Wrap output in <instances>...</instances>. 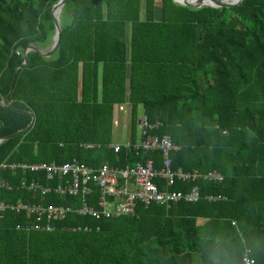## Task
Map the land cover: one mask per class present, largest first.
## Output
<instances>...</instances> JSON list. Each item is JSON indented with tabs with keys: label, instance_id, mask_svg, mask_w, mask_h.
Returning a JSON list of instances; mask_svg holds the SVG:
<instances>
[{
	"label": "trees",
	"instance_id": "obj_1",
	"mask_svg": "<svg viewBox=\"0 0 264 264\" xmlns=\"http://www.w3.org/2000/svg\"><path fill=\"white\" fill-rule=\"evenodd\" d=\"M57 1L0 0V102L8 97L16 109L0 105V138L26 129L27 112L35 117L25 134L0 143V164L75 159L92 168L125 167L152 158L159 166L158 152L109 147L114 106L128 104L132 143L138 132L143 139L146 116L161 123L155 134L180 147L171 153L173 170L215 171L223 181H176L172 190L197 186L200 200L137 204L131 216L97 219L75 212L81 195L21 187L24 179L55 188L58 177L0 169L11 187L2 200L72 206L52 232L17 230L34 219L5 212L0 264H242L246 254L264 264V0L219 9L69 0L57 51L49 58L28 53L11 91L26 48L51 44ZM96 197H87L89 205Z\"/></svg>",
	"mask_w": 264,
	"mask_h": 264
},
{
	"label": "built area",
	"instance_id": "obj_2",
	"mask_svg": "<svg viewBox=\"0 0 264 264\" xmlns=\"http://www.w3.org/2000/svg\"><path fill=\"white\" fill-rule=\"evenodd\" d=\"M6 104L5 101L0 102L2 106ZM140 121V135L143 140L136 143L133 149L137 152L160 153L161 167L159 168L155 166L153 159L148 158L145 162H136L125 168L103 165L98 169H92L79 164L74 159L69 163L55 164L53 162L49 165L2 163L0 169L44 171L48 180L58 177L60 182L55 188L44 187L36 182L27 184L24 179L21 181V187H27L31 191H40L43 196L52 192L60 197L81 195L82 203L75 212L82 216H91L97 219L131 216L135 213L137 204L144 207L152 204L170 207L171 204L181 201L196 203L200 200L197 186H194L190 192L172 190L171 188L176 181L181 183L200 179L219 183L223 181V177L215 171L201 174L185 172L181 169L173 170L171 153L178 151L180 147L174 144L169 136H159L154 133L161 126V123H150L146 116H143ZM92 147V145H85V148ZM113 149L116 153L119 152V146H115ZM9 190H11L9 184L0 180V221L3 220L5 212L25 215L29 220L34 219L32 222L18 224L17 230L52 232L55 229L52 222L63 220L72 212V206L32 204L21 201L6 202L2 200L1 194L2 191ZM93 194H96L97 202L91 206L87 197ZM206 198L208 201L220 199L217 196ZM242 264H255V261L246 254Z\"/></svg>",
	"mask_w": 264,
	"mask_h": 264
},
{
	"label": "water",
	"instance_id": "obj_3",
	"mask_svg": "<svg viewBox=\"0 0 264 264\" xmlns=\"http://www.w3.org/2000/svg\"><path fill=\"white\" fill-rule=\"evenodd\" d=\"M68 1L69 0H59L53 5L52 17H53V24H54V35L52 38V43L47 49H41L37 45H35L34 43L30 44L26 48V50L23 53V62L15 68V71L13 73V78H12V82H11V91L13 88V84L15 82L16 72L20 68H22L23 66L28 65V58H27L28 53L36 52L44 58H49L57 51V49L59 47L60 38H61V31H62L60 16H61V12H62L64 5ZM172 1L176 4L184 6V7H192V8L212 7V8L219 9V8H223V7L229 8V7L238 6L242 3L243 0H172ZM8 100L9 99L7 97L6 98L7 104L9 107H12ZM13 109L16 110L15 108H13ZM27 113L32 117L30 125L26 129H24L23 131H20L16 134L1 137L0 143L4 140L21 136V135L25 134L32 127V125L35 121V117L31 113H29V112H27Z\"/></svg>",
	"mask_w": 264,
	"mask_h": 264
},
{
	"label": "crops",
	"instance_id": "obj_4",
	"mask_svg": "<svg viewBox=\"0 0 264 264\" xmlns=\"http://www.w3.org/2000/svg\"><path fill=\"white\" fill-rule=\"evenodd\" d=\"M160 3V2H159ZM159 3H157V0H155V4H156V8L157 7H159L160 5H159ZM52 43V42H51ZM51 44H49L48 45V47L50 46ZM48 47H43L44 49H47ZM40 48V47H39ZM42 49V48H41ZM128 90H129V88H127ZM7 103V101H5V104ZM117 109H118V111H117ZM114 118H113V128L112 129H116V128H118V130H119V132H121V134H122V141L121 142H118V141H115L114 140V138H115V136L112 138V144H110V148L114 151V149H113V147H115V146H119V151H120V149L121 148H125V149H127V150H130V151H134L136 154H138L139 152H137V151H135L134 149H133V146L136 144V143H138L140 140H143V139H140L139 138V132H138V139H137V141L135 142V143H132L131 142V131H130V128H129V126H128V123H130L129 122V114H130V109H129V105L128 104H122V105H115L114 106ZM119 110H121V114L119 115ZM123 111H124V113H123ZM142 116V115H141ZM117 130V131H118ZM124 138H125V140H124ZM93 147H94V145H92ZM127 146H129V147H127ZM85 147V146H84ZM92 147V148H93ZM86 149H88V148H86ZM114 153H116L115 151H114ZM118 153V152H117ZM144 153V152H143ZM146 159H148V158H146ZM145 159V160H146ZM152 159V158H151ZM145 160L144 161H137V162H145ZM73 161V160H72ZM77 161V160H76ZM154 162H155V166L156 167H161V161H160V165L159 166H157V163H156V161L155 160H153ZM78 162V161H77ZM53 163V162H52ZM55 163V162H54ZM69 163V162H68ZM79 163V162H78ZM136 163V162H135ZM135 163H133V164H135ZM55 164H57V163H55ZM79 164H81V163H79ZM133 164H128V165H126L125 167H127V166H130V165H133ZM103 165H108V164H102L101 166H103ZM101 166H99V167H101ZM108 166H110V165H108ZM87 167H89V166H87ZM110 167H117V166H110ZM125 167H117V168H125ZM89 168H92V167H89ZM92 169H98V168H92Z\"/></svg>",
	"mask_w": 264,
	"mask_h": 264
},
{
	"label": "rangeland",
	"instance_id": "obj_5",
	"mask_svg": "<svg viewBox=\"0 0 264 264\" xmlns=\"http://www.w3.org/2000/svg\"><path fill=\"white\" fill-rule=\"evenodd\" d=\"M159 2H160V0H157V3H159ZM159 5H160V3H159ZM158 12H159V10H158ZM156 18L159 19L158 14H156ZM62 21H65L64 17H63ZM45 47H48V45H45ZM117 130H118V128L112 129V138L115 136L114 140L121 142L122 141V134H121V132H119V130L118 131ZM124 140H125V138H124Z\"/></svg>",
	"mask_w": 264,
	"mask_h": 264
}]
</instances>
